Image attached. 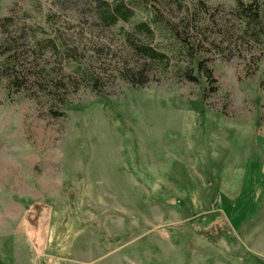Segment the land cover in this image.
<instances>
[{"label": "rangeland", "instance_id": "374dc122", "mask_svg": "<svg viewBox=\"0 0 264 264\" xmlns=\"http://www.w3.org/2000/svg\"><path fill=\"white\" fill-rule=\"evenodd\" d=\"M99 1L134 15L104 25ZM203 1L196 33L232 31L197 54L214 80L149 22L181 30L195 0H0L4 264H264V36Z\"/></svg>", "mask_w": 264, "mask_h": 264}, {"label": "trees", "instance_id": "16d2710c", "mask_svg": "<svg viewBox=\"0 0 264 264\" xmlns=\"http://www.w3.org/2000/svg\"><path fill=\"white\" fill-rule=\"evenodd\" d=\"M179 7H182L184 0H173ZM149 2L147 0H136L135 5L138 7H148ZM98 16L104 25H113L119 21H128L134 15V10L132 5H128L122 1L106 2L99 1L97 4ZM219 7H209L203 0H195L192 5V11L190 12L186 8V13L180 19L182 24V31L179 30L173 22L166 20L163 16L158 15L155 10H150L152 12L150 23L154 25L155 28H162L168 31L172 36L175 44V48L178 50V55L181 58H185L189 64H191V69H196L198 72L202 71L208 80H214L212 78V69L208 68L204 64L203 58H198V53L202 51L219 50V45L221 42L229 39L231 37V26L216 24L217 27V37L210 38L207 33H203L200 37L196 32L202 28H208L207 25H201L200 22L208 17L210 20H214L215 11H218ZM232 12L237 16L239 22V29L242 33H248L249 36H256V43L260 41V37L264 36V9L263 6L257 0H235V5ZM202 14H205L204 17ZM202 16V17H201ZM146 21H140L136 24V28L142 31L152 33L153 29L150 27V23ZM192 34H195L192 38ZM219 39L220 41H218ZM134 48L142 55L155 60H164L167 55L164 51H158L157 49L143 44H134ZM192 80L196 79L194 75H188ZM198 101L193 102V107L198 108ZM106 106L112 109V105L107 101ZM197 114L200 118H203V111L198 110ZM202 229L198 232L201 233ZM220 232L217 235L221 234ZM216 235V236H217ZM214 239V238H212Z\"/></svg>", "mask_w": 264, "mask_h": 264}, {"label": "crops", "instance_id": "0c3cea01", "mask_svg": "<svg viewBox=\"0 0 264 264\" xmlns=\"http://www.w3.org/2000/svg\"><path fill=\"white\" fill-rule=\"evenodd\" d=\"M0 263L4 264V262H3L2 258H1V255H0Z\"/></svg>", "mask_w": 264, "mask_h": 264}]
</instances>
